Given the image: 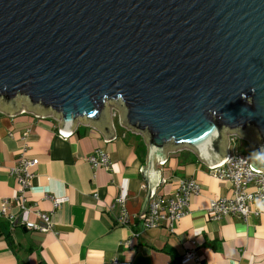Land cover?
<instances>
[{"label":"water","instance_id":"95a60500","mask_svg":"<svg viewBox=\"0 0 264 264\" xmlns=\"http://www.w3.org/2000/svg\"><path fill=\"white\" fill-rule=\"evenodd\" d=\"M110 108L147 148L138 216L166 150L221 162L232 132L264 172V0H0V112L107 141Z\"/></svg>","mask_w":264,"mask_h":264},{"label":"crops","instance_id":"0c3cea01","mask_svg":"<svg viewBox=\"0 0 264 264\" xmlns=\"http://www.w3.org/2000/svg\"><path fill=\"white\" fill-rule=\"evenodd\" d=\"M117 113L110 108L114 137L104 141L97 129L87 125L77 123L62 138L51 116L0 112V205L5 200V212L18 220L23 207L35 224L40 223L37 212L51 218L49 229L40 231L11 225L0 214V264H109L112 258L126 264H178L187 251L193 258L184 264H264V210L245 220L209 219L208 202L231 197L232 188L208 170L212 161L200 159L188 148L166 150L164 165L154 164L159 179H165H158L154 188L167 198L179 179L191 178L199 192L189 196L186 212L171 230L164 224L143 226L138 212L147 182L140 167H145L147 148L139 133L118 124ZM247 145L246 154L251 155ZM22 148L37 163L28 168L30 186L19 203L10 169ZM95 150L107 155L109 169L86 162L85 157ZM226 152L234 153L229 144ZM118 194L124 198L123 224L115 220L121 209L115 202ZM56 197L63 200L55 207L52 199ZM147 204L148 199L144 211Z\"/></svg>","mask_w":264,"mask_h":264},{"label":"built area","instance_id":"2783aa9c","mask_svg":"<svg viewBox=\"0 0 264 264\" xmlns=\"http://www.w3.org/2000/svg\"><path fill=\"white\" fill-rule=\"evenodd\" d=\"M70 134L69 131L57 130V135L65 138ZM23 136H25L23 134ZM22 141L24 137L20 138ZM16 159V164L10 169L11 174L16 181L17 201L21 203L26 199L25 192L30 186V172L29 166L37 163L34 157H27L24 154V148ZM171 151L169 153H172ZM176 155L177 153H172ZM249 154L242 153H228L221 162H212L207 164L208 170L211 174L220 180L230 183L232 188V196L228 198H213L208 202L206 213L209 219L218 220L224 216H235L245 220L247 216H255L260 213V207H257L256 202H261L264 199V172L249 163ZM86 162L91 167H102L109 169L110 163L107 155L100 150H95L93 153L85 157ZM166 158L158 165L163 166ZM159 181L164 182V178ZM199 185L191 178L179 179L175 188L167 196L161 198L154 188L148 198L147 209L142 212L138 218L142 221L144 227H155L164 224L169 230L187 210L189 203V196L199 192ZM63 198H53V205L56 207ZM124 198L121 194L115 198V202L121 207L119 214L115 220L119 224H123L126 220V215L122 209ZM21 205V204H20ZM7 202L4 200L0 205V214L7 217L11 225L22 224L27 229H37L46 231L51 226L50 214L45 212H37L36 215L40 219L39 224H35L27 218L28 209H22L19 220L8 215L5 212ZM193 258V253L190 251L182 254L178 259V264H184ZM109 264H126L119 262L112 258Z\"/></svg>","mask_w":264,"mask_h":264},{"label":"rangeland","instance_id":"374dc122","mask_svg":"<svg viewBox=\"0 0 264 264\" xmlns=\"http://www.w3.org/2000/svg\"><path fill=\"white\" fill-rule=\"evenodd\" d=\"M113 110H114V108H113ZM223 137H224L225 146L229 144L230 148L234 152L244 154L248 150L247 144H249V141L246 138L239 137L235 133H232V132H225ZM249 146H250V144H249Z\"/></svg>","mask_w":264,"mask_h":264},{"label":"clouds","instance_id":"9594fccd","mask_svg":"<svg viewBox=\"0 0 264 264\" xmlns=\"http://www.w3.org/2000/svg\"><path fill=\"white\" fill-rule=\"evenodd\" d=\"M241 97L243 98V94L241 95ZM257 207H260L262 210H264V202H258Z\"/></svg>","mask_w":264,"mask_h":264}]
</instances>
